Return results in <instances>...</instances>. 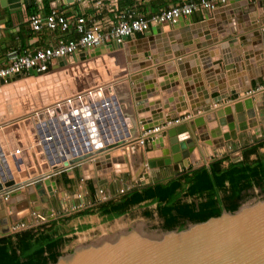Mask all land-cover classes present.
<instances>
[{"label": "rangeland", "instance_id": "1", "mask_svg": "<svg viewBox=\"0 0 264 264\" xmlns=\"http://www.w3.org/2000/svg\"><path fill=\"white\" fill-rule=\"evenodd\" d=\"M257 13L258 19L256 22L262 27L264 26V8L257 10ZM256 14H248V16H256ZM245 22L246 21L241 20L235 23L232 28L235 31H230V34H227V36H222L220 41H230L238 45L240 41H242L241 37L246 38L248 34L254 33V31H245V27L242 25L245 24ZM237 45L236 47H238ZM219 46H221V44ZM240 46L238 50H246V48L241 49ZM96 50L98 51L92 52V54H94L93 56H86L80 59V62H83L81 65L77 66L79 68L76 70L77 73L76 76H74V81L72 77H70V79L66 78L68 81L72 80L67 83V85H64V79L62 82L58 81V79L62 78L61 75H59L51 78L47 77L41 79L40 77H35L27 80H24L27 77H23L22 80L24 81L18 80L3 87L0 90V123H4L29 112L34 106L48 105L43 102L42 98V94H44L42 90L46 88L52 87L55 92L56 90L58 92L64 91L65 93L73 92L74 90L88 87L91 84L90 82L97 83L98 81H103V78L106 76L107 78H111L113 75H118L120 67H125L123 60L126 50L119 49L122 51H117L118 53L116 51L109 53L108 50L110 49H108L107 46ZM103 50L104 53L102 52ZM164 51V54H167L166 50ZM95 53H97V55ZM129 56H132V53L129 54ZM150 60L153 63H151L152 65H161L168 62L165 61L156 64L151 58ZM220 65L222 73L226 72L225 64L221 63ZM47 76H49V74H47ZM78 79L87 81L88 83L81 84L80 81H76ZM240 97L241 95L234 96V99ZM201 111H209V108L202 109ZM192 113L196 114L198 111L196 112L193 110ZM188 115L190 114L180 115L179 117L186 118ZM191 122H193L192 124L194 126H197L194 120ZM225 127L228 128V132H225ZM251 127H254L252 123H250L249 129L247 130H237V139L233 140L231 136L232 131L229 129L227 121L222 124L218 123V126H214V128L211 129L212 137L210 135L211 138L209 140L223 137L225 140V146L223 145L224 150L220 149L221 147H217V149L213 148L211 151L207 150L205 159L202 157L203 154H205L202 151L206 149V145H202V143L207 142V140L202 139L203 133H193L191 138L194 143H192L191 146L194 150L197 149L199 151L200 158L190 163L189 166H185V161L182 160H186V155H183L185 151L180 152L181 156L179 155L180 157L178 160L180 166L179 171L174 170L175 159L174 155L170 152V144L168 147H165V145L162 146L163 150H159L157 154H155L153 152L155 150H153L151 146L154 142L151 141L147 144L145 143L143 146L139 145L140 147L134 144L126 148L124 150L125 164H121V166L117 167L114 171L99 173L97 165L89 161L83 165L75 166L70 170L52 175L50 179L56 186L53 190L42 180V184L45 188L44 198H39V201L34 200L32 196L30 198V192L35 194L34 189L31 188H34L36 182L22 185V187L17 190L20 191L24 189L22 191L23 198L19 199L16 205L14 204L15 209L18 210L17 214L15 215L10 210L8 211L7 208L1 211L3 212V216L0 214V235H2V237L14 235L24 230L36 229L44 226L50 228L51 226L60 225L61 228L67 232H69L71 228L77 229L75 230V234L67 235L73 238L61 249L63 256H65L67 253L80 246L91 243L116 231L143 227L145 229L162 232L164 231L162 228L163 222L157 214L155 205H151L149 208L153 212L152 217H146L144 214L145 208L143 206H138L132 208L128 214L112 220L100 216L101 206L110 201H117L122 198V196L151 185V183L155 184L157 182H165V180L168 181L171 177V179H173L183 174L190 173L193 169L196 170L205 166L208 167L210 164L219 160H223V168L228 167L233 162L242 161L243 154L246 150L264 142V135L262 133L256 135L250 130ZM92 128L93 126L91 125V130ZM159 135L162 136V133ZM7 136L10 138L11 143H15L14 138H12L9 133ZM226 136L231 137L227 138ZM93 137H96V135ZM199 142H201V144ZM207 144L211 145L209 142H207ZM188 146V148L191 147L190 145ZM186 152L192 157V151L186 149ZM146 155L159 157L156 161L152 159L156 164L155 167H150L149 162L146 160H144L143 164V158ZM262 155H264V147L258 151V154L251 155L250 161H255L258 156ZM139 156H142V161H140ZM159 162L162 164H159ZM189 162L191 161L189 160ZM26 169L27 168H22L20 173L24 172V176H31L32 171L29 173V169ZM136 174L138 175L137 178H135ZM251 194L253 196L251 200L264 198V194L259 188L252 190ZM2 198L3 199L0 197V203H2V206L5 205L7 207L8 203L5 201L7 200L6 197ZM13 215L15 217H12ZM80 226H86L87 228L79 231L78 228ZM23 227L24 229L21 231L18 230Z\"/></svg>", "mask_w": 264, "mask_h": 264}, {"label": "water", "instance_id": "2", "mask_svg": "<svg viewBox=\"0 0 264 264\" xmlns=\"http://www.w3.org/2000/svg\"><path fill=\"white\" fill-rule=\"evenodd\" d=\"M27 1L28 3H31V0ZM53 1L55 0H52V2ZM76 1L79 2L81 0H64L63 2L64 4H73ZM93 1L97 2L101 0ZM0 2L3 8L7 6V0H0ZM260 6H263L262 3L260 4ZM226 8H230L232 14H235V17H239V13L241 11H236V6L234 4L233 6L231 5ZM221 10L223 9L217 10L215 13L221 12ZM219 17L220 16H218V18ZM240 17L243 18V16ZM246 17H248V15H246ZM186 21L179 20L177 23L169 25V27L172 31L178 30L180 26H183L184 23H189L188 20ZM208 24V22H204L201 23V25H195L194 27H191L187 30L196 32V29L200 30L201 27H207ZM160 30L161 29H156L154 30V32H160ZM140 39L146 38L140 37ZM256 39L257 43L264 42V29L261 34H257ZM241 40L243 44H246L244 37H241ZM108 49H110L108 50L109 53L118 51L119 49L126 50L125 55L127 56H124L125 58L123 60L125 67H120L119 74L113 75L114 78L111 77V79L114 80V84L113 82L111 83L113 84V88L107 89L106 86H104L105 88H103V93L101 92L100 94L95 95V99L103 100L107 98L104 95L105 93L107 96L110 95L109 98L111 99L113 96L112 102L115 103L117 111H122V115L124 114L127 119L128 117H131V119H133L132 101L134 100V103L136 101L138 109L137 115L140 119H143L150 114H154V117H151L152 120H141V125H143L144 131L154 129L164 124L165 122H171L173 119L171 116H168L164 121H158L159 118H157L156 115L157 109H160L163 106L159 107V98H155L156 95L153 88L154 84L156 83V79L152 77L150 78L152 74L151 70H148L141 74V77L145 81H149V83L145 84L144 88L141 89L145 94L141 95L140 93H138L137 86H135V82L139 80V78H141L140 74H135L138 68L144 69L147 66L151 65L152 61L150 60V58L155 61L156 64L171 60L168 54H164L165 51L163 50H158L159 52L153 50L151 53L145 52V59H142L141 63H135V58H132L131 60V57H129L131 51L128 52L129 49L127 45L124 46L121 44H113L112 46H108ZM102 52L104 53V50ZM95 54L97 55V53ZM185 62L186 61L182 63L185 64ZM58 63L60 66H62L63 64L67 63V61L65 59H59ZM182 63L180 62V66ZM221 63H224L223 60L219 61L216 64L215 71L213 72H215L216 74H220L223 77L224 72L222 73L220 67ZM181 68L183 70V67ZM233 68H235V66L225 65V70H230ZM161 71H159V77H164V72ZM30 73L40 75V73H37L33 70H30ZM211 75L213 76V74ZM168 80L169 79L165 80V84H160L162 92H165L177 86L175 81L167 82ZM0 84H4V82L0 81ZM96 84L100 86L102 85V81H99ZM214 86L215 85L211 82L210 87L214 88ZM132 90L137 93L136 95H133V98L131 95ZM204 94L209 95L207 90ZM235 94V92H232L230 95ZM230 95H220L215 103L217 104L219 102H222L223 100H226L230 97ZM163 99L167 100V96H164ZM169 102L170 101L166 102L165 107L169 105L167 104ZM252 109V99L248 98L238 101L234 105H228L226 107L210 111L207 113L208 116L206 115V118H210L213 116L212 119L215 120V118L226 117L229 129L232 131V139L236 140L237 130L243 131L249 129L247 119L252 120L253 126L256 125V113ZM107 111H109V109ZM236 114L237 116H235ZM106 115L108 114L106 113ZM44 117L45 116H42L41 119H44ZM202 118L204 117H200L194 121L197 127L203 124L202 122L204 120ZM212 119H210L209 121H213ZM192 123L193 122H188L176 127H172L167 131L170 139V151L173 153L175 159L174 170L176 171L180 170V166L178 163L180 152L185 151L183 152V155H186V160L182 159L183 161H185V166H189V164L193 162H189L188 159L191 157L190 154L186 152V149H191L192 152H195V150H197H194L191 146L194 141L191 138V135L193 133L189 124L192 125ZM5 132H7V129L4 131V133ZM133 132L134 129H131V133ZM4 133L0 130V141L2 142L3 151L5 152V157L3 158L2 153V158L0 159V190L5 187H13L12 189L7 191L13 193L18 188L22 187V185L14 187L13 184L15 183V181L19 183L21 179L24 180L28 177L24 176V172H19L22 170V168H25L24 166L20 167V165H18V162L16 163L19 156H9V150L6 148L7 146L5 145V140L3 138ZM184 133L188 134L185 135ZM134 135L136 137V133H133L132 137ZM179 135H182L181 139L179 138ZM231 136L226 137L229 138ZM202 139L204 140V138ZM125 142L126 139H123V141L113 143L110 146L107 145L105 146V148L96 146L97 148H99L96 153H98V151L103 152V149L108 150L110 149V147L112 148L114 146H117V144L119 145ZM24 144L30 146V142ZM188 145H190L191 147L188 148ZM197 152V158L199 160V151L197 150ZM34 153V151H27L23 153V155L25 157H28L29 159L30 157H32L35 163L36 156L34 155ZM94 154L95 152L86 151V149L84 154L79 151L78 155H76V157L74 158L70 156L64 157V166L66 168H73L75 166L82 165L83 163H80L82 162L81 160L88 159L91 155ZM159 164L162 163L159 162ZM28 165L30 167L32 166L31 163H29ZM149 165L150 167L156 166L153 161H150ZM36 172H38V170ZM36 172L35 170H32L31 175L34 176ZM171 178H169L168 180H170ZM35 182L36 187H43L42 181L37 180ZM44 183L46 185H49L50 180H44ZM1 237L2 235H0V238ZM53 264H264V198L253 199L251 201L245 202L237 211H223L220 216L211 217L205 222L188 223V225L182 230L160 232L151 229H145L142 227L112 232L98 240L72 250L65 256H60Z\"/></svg>", "mask_w": 264, "mask_h": 264}, {"label": "crops", "instance_id": "3", "mask_svg": "<svg viewBox=\"0 0 264 264\" xmlns=\"http://www.w3.org/2000/svg\"><path fill=\"white\" fill-rule=\"evenodd\" d=\"M63 1L64 0H55L53 2L52 0H31V3H28L27 0H7V6L5 8L1 6V2H0V39L2 40V45L0 47V66L6 65L7 53L11 50L22 51L29 48L35 49V48L46 47L51 44L54 45L57 43L58 39L61 36L65 35L62 34L60 31L51 32V31L43 30L42 32L39 33L33 32L29 26V23L27 22V18L28 16L36 12L42 11L45 13H49L53 9V7H60L62 10H64L66 15L68 16L86 14L88 16L94 17L95 19H97L98 21L104 24L107 31L110 30V26L112 22L115 21V15L110 12L111 10L110 6L115 0L114 1L101 0L97 2L93 0H81L79 2L76 1L73 4H64ZM121 1L122 0H119L118 3L120 4ZM178 1L180 0H128L127 4L124 5L122 4L120 6L123 9L136 10L138 13L145 14L147 18L150 19L154 15L158 14L161 10L169 9L174 3ZM261 3L263 5L262 7L260 6ZM233 4L236 6V11L238 10L241 11L240 13L242 15L240 14L239 17H235V14H232L230 9L225 10V8H222L223 10H221V12L213 13L210 14L209 16L201 12L196 13L192 18L187 19L189 23H184L183 26H180L179 29L181 30L169 31L170 29L169 25H159L153 27L150 34H148L147 37H145L146 40L136 38L135 45H129V49L132 50L133 48H135V63H141L142 59H145L144 55L146 50L147 52H149L150 50L152 52L155 49V46H153L152 48L151 43L147 42L149 41V39H152L153 37H157L160 39V36H165L164 38H167L168 41L171 42V44H175L176 43L175 39L177 38L178 39L186 38L189 40L191 36L193 37V42H187V43L182 42L183 43L182 45L184 47H181L182 49H180L179 47V50L177 52H175L172 49L173 52L171 53L172 55H174V57L171 58V60H168V62L163 63L161 65L151 64L146 68L138 69L135 72V74L138 75L140 74L141 77L142 73L151 70L152 74L150 78L152 77L156 79V83L154 84V88H153L155 90V95H156L155 98H159V102H160L159 107L163 106L159 109V111H161L162 109V111L159 113V119H158L159 122L164 121L168 116H171L172 118H178L180 115H184L188 113L192 114L193 110L196 112L197 111L200 112L202 109L203 110L206 108L211 109L214 106L215 101L222 94L230 95L232 92H235L236 93L235 95H230L229 97L234 99V96L243 95L245 92L257 89L264 84V44H263L264 42L257 43V39H256L257 34L260 33L257 30V22H256L258 19L257 10H261L264 8V0H237V1L234 0L229 6L231 5L233 6ZM247 12H249L248 13L249 15L250 14L252 15L253 13L255 14L257 13V14L254 17L255 18L254 21L251 20V23L255 24L252 26V31H254V33L252 32V34L251 33L248 34V37L245 38L246 44H243L242 41H240L239 43V45H241L240 48L241 49L246 48V50H238V47H236L237 43H233V42L230 43V47L229 49H227V51L223 50L222 46H219L220 43L217 42V39L222 38V36H227V34H230V31H233V29L229 28L228 30L220 34L219 31L221 30V26L223 25L224 27H229L232 18L234 19L239 18L241 20L240 16L246 15ZM218 16L220 17L218 18ZM244 17L246 19V16ZM204 22H210V23L207 25V27H201L200 30L196 29V32L187 30L191 27H194L195 25H201V23ZM156 29H161L162 31L155 33L154 30ZM213 29H217L218 31L215 32L214 34H211L210 32ZM66 36L72 38L78 37L77 34L73 31H71L70 34H66ZM206 38L207 39L210 38V39L206 40L205 43H203L202 41L200 42L201 39L203 40ZM202 43L207 45L203 46ZM181 50L183 53L181 52ZM218 50L219 52L215 53ZM182 57L185 59L186 62L185 64L182 63L180 66L177 63H180V61L178 60ZM228 58L231 62L228 61ZM221 60H223L224 64L227 66L228 65L235 66V68L233 69L226 70V72H224L223 77L220 74L209 72L213 70L214 65H216V63H218ZM239 60L243 62L244 65L243 68L239 67ZM181 67H183V70ZM159 71L164 72V77H159V73H160ZM210 73L213 74V76ZM166 79H169L167 82L175 81L177 86L171 88L170 90L162 92L160 84L162 83L165 84ZM211 82L215 85L214 88L210 87ZM147 83H149V81H145L142 77L135 82V86H137L138 93H140L141 95L145 94L141 89H143L144 85ZM206 90L208 91L209 95L204 94ZM136 94L137 93H135L134 90L131 91L132 98L133 95ZM164 96H167V100L163 99ZM251 99L253 105L252 110L255 111L256 113L255 121L257 122V124L256 126L251 127L250 130H252V132L255 133L256 135H260L261 133L264 135L263 96L259 94ZM168 101H170L169 103H167L169 105L165 107L166 102ZM133 109L135 111V114L137 115L138 109H137L136 101L135 103L133 101ZM235 116H237V114ZM151 117L153 118V115ZM147 118L149 117L146 116L143 119L147 120ZM143 119L138 118L139 121ZM225 121H226V117L215 118V120L211 122L209 120H206V117H204V122L203 125L201 126L197 127L194 126L193 124L192 125L189 124L192 133L197 134L198 132H201L203 133L204 136L209 137L207 142L211 143V145H208L207 142L202 143V145L203 144L206 145V149H203L202 151L203 153H205L202 156L203 159H205L207 156V150L211 151L213 150V148L217 149V147H221L220 149L224 150L223 145L225 146V140L223 137L214 140L213 139L209 140V139L212 137L211 129L214 128V126H218V123L222 124ZM247 122L250 126L252 120L247 119ZM224 129L225 132H228L227 127H225ZM143 131H144L143 127H140L139 133L142 134ZM179 137L181 138V135H179ZM199 143L201 144V142ZM169 144H170V139L168 136V132H165L164 134H162V136H159V140H157V142H155L151 146L153 147V150H155L153 152L157 154L159 150H163L162 146L165 145V147H168ZM131 146L120 147L121 152ZM135 146H139V145H135ZM26 149L29 150L28 148ZM189 150L191 151V149ZM124 156L125 155L121 157H116L115 159L116 163L122 164V161H119V158L123 159ZM21 157L22 156H20V158ZM192 157L189 160L196 161L198 159L197 158L198 152L193 151ZM139 159L140 161H142V156H139ZM152 159L156 160L159 159V157H151L150 155L148 156L146 155L143 158V164H144V160L150 162L153 161ZM106 164H107V160H106ZM105 169H107V171L104 172H111L108 171L109 169L108 167H106ZM100 172L103 173V171ZM54 174L55 172L52 173L49 176V178H51V176ZM137 174L135 175V178H137L138 176ZM27 177L28 179L31 178V176H27ZM25 181L22 180V183L24 184ZM51 188L53 190L56 188V186L51 184ZM31 189H34L35 194L30 192V198L32 196V198H34V200L36 201H39L38 200L39 198L42 199L44 198V190H45L44 186L42 188H38L34 184V188ZM8 190L10 189H7V191ZM23 190L20 191L16 190L15 192L10 193L9 198L7 200L4 199L5 201H7L6 203H8L7 207L5 205L2 206V203H0V214H2V216H3V212L1 211L4 208H7L8 211L10 210L15 215L17 214L18 210L15 209L14 204L16 205V202L19 199L23 198V194H22ZM7 191L0 194L1 199H3L2 197H4L3 195Z\"/></svg>", "mask_w": 264, "mask_h": 264}, {"label": "built area", "instance_id": "4", "mask_svg": "<svg viewBox=\"0 0 264 264\" xmlns=\"http://www.w3.org/2000/svg\"><path fill=\"white\" fill-rule=\"evenodd\" d=\"M118 1L115 0L110 6V12L115 15V21L112 22L109 31L106 30L103 23L92 16L86 14L68 16L60 7L53 8L49 13L39 11L28 16L27 22L33 32L39 33L43 30L51 32L60 31L65 35L61 36L54 45L51 44L35 49L29 48L22 51H9L7 53L6 65L0 66V81L4 82V84H0V90L12 82L22 80L23 77H27L24 80L41 77L42 75H47L62 67H66L68 62L71 64L80 63L82 57L93 56L94 54L92 52H95L96 49L112 46L113 44L125 46L136 38L147 37L153 27L171 25L177 23L179 20H187L200 12L209 16L219 9L228 7L234 0H180L174 3L169 9L161 10L150 19L145 14L138 13L136 10L121 8ZM259 29L263 31L264 26L260 27L257 24V30L261 34L262 31ZM71 31L75 32L78 37H67L66 34H70ZM1 45L2 40L0 39V47ZM59 59H65L67 63L64 66H60L58 63ZM74 66H78V64ZM30 70L40 73V75L31 74ZM96 87H94L96 88L95 91H92L93 87H84L70 93L62 94L52 100L46 107L43 105L34 106L29 112L15 117L6 123L4 122L7 125L4 124L0 130L4 132L7 129L6 134L4 133L5 136L9 133L15 140V143L9 144L5 141V145L11 147L9 156H17L13 151L19 153L20 147L27 142H30V149L27 150L24 148L22 151L23 153L26 150L30 151L33 147L30 138L34 136L36 137L34 139L40 140L35 143L39 142V146L42 144L40 149L42 153H45L43 156H38L35 152L36 162L41 159L43 161L46 155L50 158L48 161L52 160L54 158L52 157L53 153H55L57 160H60L58 156L61 157V153L74 141L70 137L75 135L74 131L77 130L78 126L86 130L85 125L89 126L91 122L94 123L97 117L102 118V121L105 123L104 116L107 118V115L106 110L104 111L103 109L106 106L101 107L100 102L106 101L107 98L96 100L95 95L101 92L103 93L104 90L102 85ZM259 94L264 96V84L257 89L245 92L240 98H227L217 104L214 103V106L209 111H201L196 114L192 113L186 118H173L171 122H165L154 129L143 131L141 138L135 144L143 146L145 143L147 144L151 141L155 143L159 139V136H161L159 134L167 132L169 128L193 120L195 121L210 111L233 105L238 101L253 98ZM94 103H97V106L102 112L92 106ZM90 108L95 109V113L97 111L99 112V115L97 114V117L93 120H89V118H85L84 116L86 110ZM42 116H45L44 119H41ZM109 128L112 130V124ZM94 130L97 131L96 128ZM113 130L115 129L113 128ZM113 130L110 131L111 134H113ZM83 150H81L82 153L85 152V149ZM79 151L71 149L72 156H68L74 158L78 155ZM2 152L3 146L0 144V159L2 158ZM22 157H24L23 160L21 159ZM22 157H19L16 161L18 165L29 169V163L32 166L36 164L32 157L30 159L24 155ZM40 164H36L35 167H39ZM70 169L72 168L66 170ZM61 172V170H58L55 174ZM10 193L12 192H7L3 196L8 199ZM22 229L24 227L18 230L21 231Z\"/></svg>", "mask_w": 264, "mask_h": 264}, {"label": "trees", "instance_id": "5", "mask_svg": "<svg viewBox=\"0 0 264 264\" xmlns=\"http://www.w3.org/2000/svg\"><path fill=\"white\" fill-rule=\"evenodd\" d=\"M122 0L120 5L127 4ZM264 142L254 145L243 154L242 161L223 168V160L208 167L193 170L166 182H158L110 201L101 206L100 216L108 220L128 214L132 208L143 206L145 216L152 217L151 205L156 206L164 231L182 230L188 223L205 222L223 211L235 212L253 198L251 192L259 188L264 194V155L258 154ZM92 189V188H91ZM94 190V189H92ZM80 226L78 230L86 229ZM60 225L24 230L0 238V264H53L62 256V247L75 234Z\"/></svg>", "mask_w": 264, "mask_h": 264}, {"label": "bare ground", "instance_id": "6", "mask_svg": "<svg viewBox=\"0 0 264 264\" xmlns=\"http://www.w3.org/2000/svg\"><path fill=\"white\" fill-rule=\"evenodd\" d=\"M231 8H233V7H231ZM229 9L226 8L225 10H229ZM248 13L249 12H247L246 15H248ZM239 14H241V13H239ZM246 15H244V16H246ZM244 16H243V18L241 17V20L246 21L245 24H242L245 27V31H252V26L255 25V24H252L251 23V20L254 21V19H255L254 17L255 16H248V17H246V20H245V17ZM233 19L234 18H232L229 27H224L223 25L221 26V30L219 31L220 34H222L224 31L228 30L229 28L230 29L233 28V26L235 25V23L238 22V19L237 18L234 19L236 22ZM241 20L239 19V21H241ZM208 23H210V22H208ZM212 28H215V27H212ZM178 30H181V29H178ZM160 31H162V30H160ZM169 31H172V30L169 29ZM217 31H218L217 29H213L210 33L211 34H214ZM159 34H161V33H159ZM164 37L165 36H160V39L157 38V37H153L152 39H149V41H147V42H150L151 43V47L152 48H153V46H155V49H154L155 51H158V50H163L164 51V50H166L169 58H173L174 57V55H172V53H171V52H173V50L175 52H177L179 50V47H180V49H182L181 47H184L182 45L183 44L182 42H185V43H187V42H193V37L192 36L189 38V40L186 39V38H181V39H178L177 38V39H175L176 40L175 41L176 42L175 44H171V42H169L168 39L167 38H164ZM209 39H207V38L206 39H203V40L201 39L200 42L202 41L203 43H205V41L206 40H209ZM219 39L220 38L217 39V42L221 44V46L223 47V50H226L227 51V49H229V47H230V43L231 42L230 41H224V42H222V41H219ZM153 43H155V44H153ZM129 45H135V40H132L130 43H127L128 49H129ZM206 45L207 44H203V46H206ZM237 46L239 47L240 45L238 44ZM130 51L132 53V56H129V57H131V60H132V58H135V48H133L132 50L129 49L128 52H130ZM149 52H151V51H149ZM181 52H182V50H181ZM218 52H219V50L216 51L215 53H218ZM98 58H100V57H98ZM229 58H228V61H230ZM178 61H180L182 63V62L185 61V59L182 57ZM82 62H80V63L78 62V63H75V64H78V66H79V65L82 64ZM236 62H238V61H236ZM227 63H229V62H227ZM75 64H71V63L68 62L66 67H62L59 70H56V71L50 73L49 76L42 75L40 78L41 79L42 78H47V77L48 78H51V77H56V76L61 75L62 78L61 79H58V81L62 82V80L64 79L65 80L64 81V85H67V83L71 82L72 80L71 81H68L66 78H69L70 79V77H72L73 78V81H74V76H76V73H77L76 70L79 67L74 66ZM177 64L180 65V63H177ZM64 65L65 64H63V66ZM228 66H231V65H228ZM243 66H244L243 65V62L239 60V67L240 68L241 67L243 68ZM66 68H70V69H66ZM215 68H216V65H214L213 70H211L209 72L215 73V72H213ZM125 78H128V77H125ZM76 81L77 82L80 81L81 84H87L88 83L87 81H84V80L81 81L80 79H78ZM97 81H98V79H97ZM112 82L114 84V80L113 79H111V78L109 79V77L107 78V76L104 77L103 78V81H102L103 88H105L104 86H106L107 89L108 88H113L112 87L113 84H111ZM90 83L91 84L88 87H86V88L93 87L92 88V91H95V89L97 88L96 86H98V85L95 82L94 83L90 82ZM94 87H96V88H94ZM50 88H46L45 90H42V93H44V94H42L43 102H45L47 104H49L52 100L58 98L62 94H65L64 91H59L58 92L56 90V92H55V90L52 89V87H50ZM68 93H70V92H68ZM104 95L107 97V100L104 101V102L103 101L100 102L101 103V107L104 106V105L106 106L103 109L104 111L105 110L107 111L109 109V111L106 112L108 114L107 115V118H106V116H104L105 123L102 121V118L96 116L97 114L99 115V112L98 111L102 112L99 109V107L97 106V103L92 104V106H94L98 110L97 113H95V109L90 108L89 110H86L84 116H85V118H89V120H93L95 117H97L96 118V121H95L96 123L95 122L94 123L91 122V124L89 126H86L85 125L86 130L83 129V128H80V126H78V128H77L78 132H77V130L74 131L75 132V135H72L70 137L74 141H72L71 144H69V146H67V149H65L64 152L61 153V157L57 155L58 158L60 159V161L57 160V157L55 156V153H53V155H52V157H54V158L52 160H50V161H48V159H50L48 155H46L44 157V160L43 161H41L42 159L41 160H37L36 164H40L41 163L40 166L39 167H35L36 164H34V166H31L29 168V170H31V171L32 170H35V172L38 170V172H36V174L34 176L31 175L32 177L31 178L29 177L30 179H28V178L26 179L25 178L24 181L25 180H27V181H25L24 184L22 183V180L23 179H21L19 183H17L15 181V183L13 184L14 187L15 186H20L21 184L22 185H25V184H28V183H32V182H35L37 180L38 181L39 180L40 181L43 180V182H44V180H47L48 179V180H50V184L48 186L52 190L51 184L52 185H55V184L51 181V179L49 178V176L52 173L57 172L58 170H61L62 171L64 169H69V168H66L64 166L65 165V162H64L63 158L66 157V156H68V155H71L72 156L71 149L76 150V151H78V150L84 151L83 149H86V151L95 152L94 155H91L88 159L81 160L82 162H80V163L85 164V163H88L89 161H93L94 164L97 165V169L99 170V172L100 171H103V173H105L104 171H107V169H105L106 167L109 168L108 171H112V170L117 169V167L121 166V163H116V160H115L116 157H121V156L125 155V152L124 151L121 152V148L120 147L134 145L135 142L141 138L140 135H142V134L139 133V128L140 127H143V125H141V122H140L141 120L140 121L138 120L139 117H138V115L135 114L134 109H133V117H132L133 119H131V117H128V119H127L124 114L122 115V111H120V112L117 111V109L115 107V103L112 102L113 96H112V99H111V98H109L110 95L107 96L106 93ZM133 101H132V103H133ZM43 106L46 107L48 105H43ZM110 107H111V109H110ZM160 112L161 111H159V109H157V114H156L157 115V118H159V113ZM206 115H204L202 117H207L208 115L207 116ZM151 116H152V114H150L149 116H147V117H149V118H147V120H149L151 118ZM212 118L213 117L206 118V120H210ZM202 119L204 120V118H202ZM127 120H128V122H127ZM6 122H8V121H6ZM5 123H0V128L1 129L3 128L2 126ZM110 123L112 124V129L113 128L115 129L113 131V134L110 133V131H112L109 128V126L111 125ZM97 124H98V126H97ZM135 124H136V127H135ZM5 125H7V124H5ZM91 125L93 126L92 130H91ZM94 128H96L97 131H95ZM131 129H134V132L133 133H136V137H135V135L132 137L133 133H131ZM135 130H136V132H135ZM5 134H6V132H5ZM5 134H3L4 140L8 144L11 143L10 138H8V136H5ZM184 134L187 135L188 133H184ZM7 135H8V133H7ZM95 135H96V137H93ZM34 138H36V137L33 136V138L32 137L30 138V141L32 142V145H33V147L31 148L30 151L36 152L38 154V156L45 155V153H42L41 152V149H40V147H41L42 144L39 146V142L38 143H35V142L40 141V140L39 139H34ZM203 138H204V140H208L209 137L203 135ZM123 139H126V142L125 143H122V144H119V145L117 144V146H114L112 148L110 147V149H108V150L103 149L104 150L103 152L98 151V153H96V151L99 150V148H97V147H103V148H105V146H107V145L110 146L113 143H117V142L123 141ZM14 142H15V140H14ZM0 144H2L1 141H0ZM6 148L8 150L11 149V147H9V146H7ZM20 148L21 149H20V152L19 153L13 151V153L15 155L19 156V157L20 156H23V151L22 150L24 148L30 149V146H28V145L26 146V144H24ZM195 151H197V150H195ZM2 153H3V156H4L5 155V152L3 151ZM82 154H84V153H82ZM171 154L173 155L172 152H171ZM180 156H181V154H180ZM22 159H24V157H22ZM124 159H125V156H124L123 159L119 158V161H122V164H125L124 163ZM106 160H107V164H106ZM31 171L29 173H31ZM7 189H11V188H6V187L3 188L2 190H0V194L3 193V192H5V191H7ZM104 235H105V233H104Z\"/></svg>", "mask_w": 264, "mask_h": 264}, {"label": "flooded vegetation", "instance_id": "7", "mask_svg": "<svg viewBox=\"0 0 264 264\" xmlns=\"http://www.w3.org/2000/svg\"><path fill=\"white\" fill-rule=\"evenodd\" d=\"M161 34H162V33H161ZM193 170H195V169H193ZM193 170H191V172H192Z\"/></svg>", "mask_w": 264, "mask_h": 264}]
</instances>
